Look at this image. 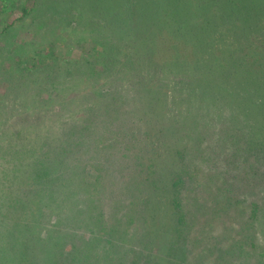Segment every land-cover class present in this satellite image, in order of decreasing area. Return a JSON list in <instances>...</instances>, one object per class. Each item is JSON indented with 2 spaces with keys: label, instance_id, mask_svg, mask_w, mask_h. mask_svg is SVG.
<instances>
[{
  "label": "rangeland",
  "instance_id": "374dc122",
  "mask_svg": "<svg viewBox=\"0 0 264 264\" xmlns=\"http://www.w3.org/2000/svg\"><path fill=\"white\" fill-rule=\"evenodd\" d=\"M87 1L89 0H77V2L53 0L50 3L48 0H39L38 3L42 2L38 6L39 12L34 11L31 13L32 16L29 15L22 22H17L15 28L11 29L8 35L0 37V47L10 50L12 47L18 46L17 41L27 43V51L31 49L28 46L32 44L43 49H52L49 46L50 42L55 44L52 55L45 59L47 61L45 67L37 69L30 77L25 76L26 72L20 70L17 62L6 59L8 53L5 56L2 52L0 53V72L6 70L4 76L12 79V82L18 77L20 85H17V88H21L22 93L28 96L26 99L16 98L17 101H14L10 92L8 95L5 92L9 82L7 80L0 82V88L3 90L0 92V108L2 109L0 111V264H16L17 261H20L17 257L20 254L18 252L19 242L13 241L16 238L18 240L26 238L24 239L25 243H30L33 247L37 245L52 253L60 251V255H57L60 264H91V262H93L92 264H147L148 252L156 258L155 261L167 264L174 257V251L169 250L170 241L175 238V227L171 219L175 213L170 203L174 189L171 188L170 178L172 175L186 178L184 186L188 188L179 189L181 191L179 196L186 198L180 200V203L182 201L185 209L186 204L188 205L187 211L191 217L186 235L193 239L194 255L191 258L194 257L195 264H264V173L260 171L262 164H258L254 156L255 149H252V146L256 144L261 149L264 133L256 129L254 125L247 127L237 119L236 121L223 120L221 116L223 109L227 110L223 113L238 110L237 100L243 96V104L247 103L250 106L247 110L253 115L255 121L259 122V109L264 110V86L260 83L259 87L254 86L248 92L245 91L244 86L240 88L233 86L232 91H226V87L229 88L230 85H233L231 84L232 75L227 73L224 81L222 79L219 81V69L211 66L227 63L225 58L220 57V54L229 49L233 50L234 46L228 41L219 46L217 40L218 44L213 43L205 46L208 55L201 56L196 51L194 54L192 45L184 40L185 34L181 35L179 31L175 32L176 30L164 27L165 24L168 26L167 24L170 22L168 18L167 21L160 22L159 26L157 25L154 29H159V34L151 33L153 30L150 29L148 33L146 30L145 34H141V38L136 37V40H140V42L145 40L144 43H147V47H149L147 55L151 56L150 60L162 64L164 67V71L158 72L154 77L146 76L144 78L147 80L146 87L153 89L155 94L157 93L156 96L162 98L159 105L156 104L159 108L156 106L154 111H147L145 114L143 111L147 109V106L141 107L135 104L136 99L131 97L136 93L134 89L141 88L143 82H139L137 76L134 75L135 72L132 74L131 71L129 73H125V71L111 73L109 71L108 77L103 73L101 77L90 79L89 81H93L90 84L89 81L85 82L84 80L79 84L82 89L81 95L74 103L73 101L69 102L59 92L63 87L70 85L67 81L69 76L64 78L65 73L54 72V66H59L56 68L65 72L67 67H64V61L75 60L86 52L84 47L74 43L77 42V39L83 45L93 44L92 38L89 36L90 33L87 32L88 26L95 25L91 18L94 16L91 8L94 11L95 6H104L106 0H93L94 5L91 8L85 6V12H78L80 11L78 8L83 7ZM205 1L186 0L184 5L186 9L192 6L199 12L208 8V12L205 14L207 16H210L209 11L213 8L220 15L219 6H216L221 4L220 1L211 3V5H209L210 2ZM26 3L31 6L33 0ZM152 4L153 1L149 7H152L151 9L158 8L162 14H164L162 10L168 12L171 7L161 6L159 8L156 4ZM202 4H206V6ZM94 13L98 17L96 10ZM19 14V11L14 10L1 13L0 17L6 22ZM166 15L168 16V13ZM147 19L151 23V17H147ZM233 20L236 26L242 22L241 19H235V17ZM87 22H91V24ZM178 22L186 24L185 28L178 29L181 31L188 30V26L193 27L202 23L200 18ZM242 27H244L243 29L249 28V30L256 28L257 31L260 30L261 36H264V22L260 15L258 23L257 21L255 23L245 21ZM118 33L119 31H112V33L103 36L110 42L121 43L122 47L118 49L120 52L116 54L121 61H124L129 56L124 48L130 39L127 34L119 42ZM11 34L14 35L15 40L9 38ZM224 34V30H221V37L225 39L226 35ZM190 42L196 44V37L192 36ZM259 43L261 44V42ZM237 44L235 43L236 47ZM212 46L214 47L213 51L211 50ZM219 48L221 49L219 50ZM97 49L101 50L98 46L95 53H97ZM16 53L22 57L18 56V60L24 59L23 53L20 51ZM195 58H198L197 61L200 65L195 64ZM77 64L81 69L82 67L87 70L91 68L86 67L82 62ZM47 67H50L51 70ZM168 68L174 71L179 69L185 80L176 88L172 97L165 99L161 93L164 91L171 93L170 84L165 80V76L169 72ZM71 69L76 70L75 67ZM47 71L48 76H51V79L56 83L55 89H58L56 93L53 92L55 95L48 99V105L52 108L51 112L54 113L41 116L36 111L31 114L30 121L35 122L32 119L38 114L35 123L41 121L39 124H44L38 128V133L36 131L29 133L31 130L27 129H23L18 135L10 133L13 129L12 124L8 123L9 120L4 121V119L18 112L17 109L10 108L7 104L16 102L15 106L20 105L18 111L37 109L34 105L39 99L31 97L30 93L39 92L44 83L51 82L45 78ZM226 71L228 70L226 69ZM88 73L90 74L91 71ZM86 77L87 75H82L81 81ZM63 79L66 80L65 83H62ZM109 79L113 83H110ZM175 80L180 81L179 73ZM106 81L108 86L121 98L120 101L111 103L101 100L102 97L99 95H95V98L91 99L90 90H99L101 82ZM86 86L87 88H85ZM108 86L102 87L101 91H107ZM76 89V94L79 95L80 90ZM195 90L199 91L195 92ZM42 94L46 97V91ZM83 96L85 99L82 98ZM65 101L68 102V105L64 103ZM86 104H93L92 108L95 110L93 113L98 111L100 120L101 116L105 119L108 118L101 115V112L105 110L110 115L118 114V119H114L113 123L105 124L109 125L107 128L109 130L104 131L101 126H97L84 132L82 145L87 148V152L80 153L82 155L80 161L68 159L69 156L63 158V160L65 159L64 164L73 162L70 167L74 166V172L69 173V183L81 181L82 184H86V187L96 198V205L93 206L89 202H87L88 207L86 204L84 205L87 192L78 188L77 195L72 196V199L77 200V204L68 205L66 198L60 204L56 203L66 213L63 217L55 219L51 215L53 214L51 206L55 208L56 205L54 198H51L53 195H49L51 194L48 190L49 181L38 180L36 182L28 175L34 177L36 170L44 168L47 163L46 160H43V163L39 162L45 157V153L38 146L45 141H54L60 137L58 125L64 119L56 114L57 109L55 110L53 106L60 108L67 105L68 108L67 111H64V116H68L69 112H74L76 117L78 116L77 111L84 108ZM109 104L110 107L115 105V110L107 108ZM190 104H192L191 110L187 109ZM212 107H216V109L210 110ZM93 113L88 112L87 114L86 112L84 115L90 117ZM78 117L82 118L81 115ZM233 126L236 129L233 128L228 132L227 130ZM240 127H244L245 130L251 128L249 135L242 132L245 131L244 129L239 130ZM5 128L9 131H5ZM213 134L217 144L220 135L226 137L229 144L224 148H215L217 144L211 142ZM250 136L255 137V141L251 142ZM80 137L82 138V136ZM190 137H194L195 141L190 140ZM147 139L156 141V143L160 142V147L156 150V145L153 149L151 146H147ZM9 147H12L13 150L11 151ZM37 148L39 150L36 152ZM191 149L194 152H191ZM213 149L215 150V159L210 154ZM13 151L20 153H13ZM123 155L125 156L123 157ZM227 156H229V165L223 162ZM209 157L215 161L213 165H208L205 162V159L207 160ZM23 159L24 161H22ZM128 159L130 163L122 166L121 162L129 161ZM239 159L246 162L247 170L251 175L244 172L243 167L238 163ZM22 162L24 165H20ZM135 162L147 164L150 162L153 167L148 168V165H145V168L139 169L144 164ZM29 163L32 166L28 165ZM94 166L98 168L96 169ZM68 167L67 169H69ZM147 170H151L153 173L162 170L165 173L161 176L162 183H157L156 187L147 188V183L142 181ZM214 171L216 173H213ZM79 175L80 178H78ZM230 180L235 181L234 184L229 185ZM197 182L203 189L206 187V193L204 191L195 193L194 186ZM236 183L241 184V189L234 188L235 191H230ZM217 185L218 187L223 185L226 190H229L227 194L232 195V202L227 201L229 204L227 207L224 205V209L221 207L226 194L220 195L219 189L215 187ZM176 196L175 194L174 197ZM252 202L258 204L254 216L251 213ZM44 203L49 204L43 205ZM44 206L46 211L40 215L41 207L44 208ZM87 208H90L91 211L89 209L88 211ZM221 233L226 234V238L223 239V235L218 238L221 240L222 249L230 250L231 257L229 259H223L215 250L214 254L209 252V244L213 236ZM10 240L13 242L6 245L8 250H1L2 243H8ZM92 256H96L95 261L90 259Z\"/></svg>",
  "mask_w": 264,
  "mask_h": 264
},
{
  "label": "trees",
  "instance_id": "16d2710c",
  "mask_svg": "<svg viewBox=\"0 0 264 264\" xmlns=\"http://www.w3.org/2000/svg\"><path fill=\"white\" fill-rule=\"evenodd\" d=\"M29 1L30 0H0V15L1 13L12 12L14 10H17L20 13L18 16H16L12 20L6 21V22L3 18L0 17V37L8 35L10 33L9 31L15 28L17 22L19 21L22 22L24 18H26L29 15L32 16L31 13H33L34 11H36V13L39 12L38 6L42 2L38 3L39 0H33L32 5L28 6L26 2H29ZM52 1L53 0H48V2L50 3H52ZM74 1L77 2V0H73V2ZM152 1H153V4H156L159 8L161 6H164V8H168L169 6H171L169 8L170 10L168 12L162 10L165 14L164 15L161 13V11H158V8L151 9L152 7H149V5H151ZM218 1H220L221 3L219 5H216L217 7L219 6L218 9H220L221 11L220 15H218V12L213 10V8L211 9L209 8L211 12L209 11L210 16H207L205 14L208 12V8L204 9L201 12L196 11L192 6L186 9L184 5L186 0H111V1L106 0L105 1L106 4L104 6L94 7L98 17H96L94 13L95 10L93 11V9L91 8L94 5V1L89 0L85 2L83 7L78 8V10H80L78 12L83 13L85 12L84 10H86V7H88V8H91V11L94 14V16L93 17L91 16V18L94 20L95 25L91 24V22H87L91 24L90 27L88 26L87 32L90 33L89 36H91L90 38H92L91 41L93 44L83 45V43L82 44L79 43L77 39V42H74V43L81 45V47H84L87 53L84 52L83 55L81 54L78 58H75V60L64 61L63 65L65 68L67 67L65 72L63 71L61 72L60 70L56 68L59 66H56V65L54 66V72H58L60 74L65 73L63 75L64 78L69 76L67 81L70 85L63 87L59 91L60 95L62 97H66L69 102L73 101L74 103L78 99V97L81 95L82 89L80 88L79 84L81 82L83 83L84 80L85 82H88L90 79H93L97 76L101 77L103 73L107 76L109 71L111 73L113 72L121 73L122 71H125V73L127 72L129 73L131 71L132 74L135 72L134 75L137 76V80L139 82H143L141 83L142 84L141 88L134 89L136 93L131 98L136 99L137 103L134 101L135 104L141 107L143 105L144 107L147 106V109L143 111L145 114H147V111H151V112L154 111L155 107L159 105V103L162 101V98H160V96H156L157 93L155 94V91L153 89L146 87L147 80H145L144 78L146 76L154 77V75L158 74V72L164 71V67L162 66V64H158L150 60L151 56L147 55V49L149 48L147 47V43H144L145 40L144 42L142 40L141 42L140 40H136V37L141 38V34H145L146 30L148 33L150 29L153 30L151 33L154 32V34H159L158 32L159 29L158 30H154V29L157 27V25L159 26L160 22L167 21L168 18L170 19V22L168 21L169 22V24H167L168 26H166L165 24L164 27H168L173 31L176 30L175 32L179 31L181 35L185 34L184 40L185 42L190 43L192 45L193 53L196 51L201 56L203 54L208 55V52L205 46L211 45L213 43L218 44V42H219V46L220 45L222 46L224 42L226 43L227 41L228 43L234 46L233 50L227 49L228 51L220 54V57L225 58L227 63H224V64L219 63L218 65L215 64L214 66H211L215 69H219V72H218L219 81L221 79L222 81H224L227 73H230L232 75L231 84L233 85H230L229 88L227 87L226 89L224 88L226 91H232L234 87L240 88L244 86L245 91L248 92L249 90L251 91V88H253L254 86L259 87L260 83L262 86H264V36H261L262 34L260 30L257 31L256 28H254V30H251V29L249 30V28L243 29L244 27H242L245 21L247 23H250L251 21L255 23L257 21L258 23L259 15L262 17V22H264V0H217V1L206 0L205 2H210L209 5H211V3L218 2ZM35 5L37 8L35 7ZM202 5L206 6V4H202ZM48 7H50L49 4H48ZM167 13H168V16L166 15ZM177 14L178 16H176ZM147 17L149 18L151 17V23H150V20L147 19ZM234 17L235 19L242 20L239 26H236V23L233 20ZM191 18H197V19L200 18L202 23L200 25H194L193 27L188 26V30H185V31L178 30V29H183L186 27V24H182L183 22H178V21H187ZM221 28H224V29H221ZM221 30H224V33H225L224 35H226L225 39L221 37ZM112 31H119L118 33L119 42L120 40L124 38V36H127V34L129 36L130 40L126 43L125 48H124V51L128 53L129 56L126 57L127 59L124 61H121L119 56H117L116 54L117 52H120L118 51V49L122 47L121 43L118 44V43L110 42L109 40H106L105 37L103 36V35H108L109 33H112ZM192 36L196 37V42H195L196 44L190 42L192 40ZM9 38L15 40V37L13 34H11ZM17 42L18 43L16 44H18V46L12 47L11 50L5 47H0V53L2 52L4 56L5 54L8 53V56L6 59L17 62L19 64L20 70L22 72L25 71L26 72L25 76H29V77L32 74H34V72H36L37 69H41L45 67L46 62H47L45 59L52 55L51 53H52L53 47L55 46L53 42H50V43L48 42L49 46L52 49H48V48L43 49L40 47H35L34 44H32L28 46V48H31V49L27 51V43L23 41H17ZM201 42L205 43L206 45H203ZM259 42H261V44ZM235 43H238L237 47L235 46ZM98 46L101 48V50L97 49V53H95L96 48ZM175 49H178V48H175ZM213 49L214 47L212 46L211 50L213 51ZM220 49L221 48H219V50ZM17 51H20L21 53L24 54L22 55L24 56L23 60H18L19 59L18 56H20V58L22 57L21 55H18V53H16ZM177 53L175 54V56L177 55ZM124 56L126 55L124 54ZM197 60L198 58H195V61H194L195 64L200 65V63ZM78 62H82L84 65H86V67H91V68L87 70L86 68L83 69L82 67L81 69L79 68V65L77 64ZM73 67H75L76 70L75 69L72 70L71 68ZM47 69H50V67H47ZM226 69L228 71H226ZM167 70L169 72H168V75L165 76V80L168 81V83L170 84L171 93L169 94L167 91H164L163 93H161L162 97H164L165 99L172 97L173 93H175L176 88L180 84H182L185 80L184 76L182 75L179 69L174 71L171 68H168ZM89 71H91L90 74L88 73ZM5 73H6V70L0 72V82L3 80H7L9 82V84H7L6 86L7 87L5 91L6 95H8V92H10L13 99H15L14 101H17V99L19 98L26 99L28 96L22 93L21 88L19 87L17 88V85H20V83L18 82L20 79L17 77L12 82V79H8V76H4ZM177 73H179L180 75V81L175 80ZM84 74L87 75V77L86 79H82L81 81V76ZM45 75L47 76L45 78L46 79L48 78V81H51V82L44 83L43 85L44 89L41 87V90H39V92L35 91L34 93H30L31 97L34 96V97H38L36 98L37 100L39 99L37 101V104L34 105L37 107V109L29 110V111H26V110L18 111V108L20 105L15 106L16 102H14L15 105L12 103L7 104L10 108L13 107L15 108V110L17 109L16 111L18 112L17 114L10 116L8 118L5 117L4 119V121L9 120L8 123L12 124L11 127H13V129L12 131H10V133H15L18 135L19 132L22 131L23 129L31 130V132L29 133H33L34 131L38 133L39 131L38 128L44 125V124H39L41 121H39V123H35L37 121L36 117L38 116V114L41 116H45L49 113L50 114L54 113V112H51L52 108L49 107L48 105V99L53 97L56 91H58V89H55L56 83L51 79V76H48V71L45 72ZM26 79H28V77H26ZM65 81L66 80L63 79L62 83H65ZM91 82L93 81H89V84ZM109 82L113 83L110 79H109ZM108 85L109 84L107 83V81L101 82L99 86V90L95 91L91 89L90 92L92 95H90L89 93L87 94L91 96V99L95 98V95H99L102 97L101 100H107L108 102H111V103H116L117 100L120 101L121 98L118 97L116 92L113 89H111ZM104 86H108L109 89L107 91H101L102 87ZM76 88H79L80 90L79 95L76 94L77 93ZM85 88H87V86ZM1 90L2 89L0 88V92ZM45 91H46V97L43 96L42 94ZM196 91H199V90H195V92ZM40 94H41V97H39ZM82 98L85 99V96H83ZM242 98L243 96H241L237 100L238 106H239L238 110H233L228 113H223V112H227V110L223 109V112L221 114V116L223 117V120L227 119L229 121H236L237 119L239 122H242V125H245L247 127L254 125L256 129L264 133V110L259 109L260 113L257 111L259 115V118H258L259 122H256L255 119L253 118V115H251L249 110H247V108L250 106L247 103L246 105H244L242 102L243 100ZM22 103L20 104L22 105ZM64 103L68 105L67 101H65ZM93 104L92 105L86 104L84 105V108H81L80 110L77 111L78 116L81 115L82 118L78 116L75 117L74 112H69L68 116H64V111H67V108H68L67 105H63L60 108L58 106H53L55 110L57 109L56 114L58 116H62V119H64L63 121L60 122L61 124L58 125L59 130H60L59 131L60 137L59 138L57 137V139H55L54 141L52 140L45 141L38 146L39 148L43 149V152L45 153V157L42 158V160H40L39 162L43 163L44 162L43 160H46L47 163L44 166V168H40L36 170L34 177L32 175L31 176L28 175V177H31L33 181L36 180V182L38 180L39 181L41 180V182L49 181L48 190L51 193L49 195H53V197L51 198H54L53 200L55 201V205H56L55 208L51 206V208L53 209V214L51 215H53L55 219L63 217L66 213L65 210L60 209L61 206H58L56 203L60 204L61 201L66 198V202H68V205L70 204V206H72L73 204H77V200L72 199V196L77 195L76 191L78 188L84 192H87L86 197L84 199V205L85 204L87 205V202H89L90 204H93V206L96 205L95 204L96 198L94 197L90 189L86 187L87 186L86 184H82L81 181L76 182V183L73 181L72 184L69 183V180H68L70 178L69 173L74 172V166L70 167V165L73 162H70V164L68 163L67 165L66 163L65 164L63 163L65 162V159L63 160L65 156H69L67 157L68 159L71 158L73 160L80 161V158L82 157L80 153L85 154L83 152L84 151L87 152V148H85L82 145L83 143L82 139H83V135L85 131L92 130L97 126H101L104 131H107L109 130L107 129L109 128V125L106 126L105 124L106 123L111 124L113 123L114 119H118L117 118L118 114L110 115L108 111L105 110L101 112V115H105L108 118L105 119L103 116H101V120H100L98 111L93 113L95 111L92 108ZM191 106L192 104H190L187 109L191 110ZM107 108L115 110V105L113 107H110V104H109ZM263 108H264V105H263ZM3 109L6 112V108L4 107ZM211 109H216V107H212L210 108V110ZM1 110L2 109L0 108V111ZM36 111L38 112V114H36V116L32 119L35 122H32L30 121L31 114H33ZM237 111H238V115H237ZM86 112L87 114L88 112H91L93 113V115L88 117V115H84L86 114ZM226 125H230V124H226ZM233 128L236 129L233 126L227 131L229 132ZM242 129L245 130L244 127H240L239 130H242ZM250 129L251 128H249L248 130L242 131V132H245L248 134L250 132L249 131ZM4 130L9 131L7 128H5ZM80 136H82V138ZM190 138H191L190 140L195 141L194 137H190ZM249 138H251V142L255 141V137L250 136ZM217 141H218V144L215 142L214 134H213L211 142L213 144H217L215 148L217 149H220L222 147L224 148L227 146V144H229L226 140V137L222 135H220V138H218ZM155 145L157 146L156 148L157 150L160 147V142L156 143V141L154 142L153 140L150 141V139H147V146H151L153 149ZM9 148L11 151L13 150L12 147H9ZM39 148H37L36 152L39 150ZM252 149H255L254 156L256 158V161H258L257 163L262 164V169L260 171L264 173V142L261 145V149L258 147V144H256L255 146H252ZM190 151L194 152L192 149ZM15 152L17 154L20 153L18 151H13V153ZM214 152L215 150L213 149L212 153L210 154L215 159ZM78 154H80L81 156ZM124 156L125 155H123V157ZM22 161H24V159ZM205 162H207L208 165H213L215 163V161L211 157H209L207 160L205 159ZM223 162L229 165V156H227L225 158V161ZM128 163H130V160L129 161L124 160V162H121V165L124 166V164L127 165ZM135 163L144 164V166L141 165L139 169H142L143 167L145 168V165L146 166L148 165V168L153 167V164H151L150 162L148 164L138 163V162H135ZM238 163L243 167L244 172L246 174L251 175V173L247 170V165L244 160L239 159ZM20 165H24L23 162L20 163ZM28 165H31V163H29ZM67 166H69L68 167L69 169H67ZM94 167L96 169L98 168L97 166H94ZM107 167L110 168V166H107ZM127 168L129 167L127 166ZM112 169L113 171H115L114 168ZM19 170H21V168H19ZM213 173H216V172L214 171ZM164 174L165 173L162 172V170H157L155 173H153V171L151 170H147V174L145 177L142 178L143 179L142 181L144 183H147V188L149 187L153 188L157 186V183L158 184L162 183L161 176ZM258 174H259V171H258ZM153 176L155 177L153 178ZM80 177L81 176L79 175L78 178ZM89 177H91L90 174H89ZM170 179H171V188L172 189L174 188L172 190L173 197L170 203L172 204V208H173L172 210L175 213L174 217L171 218L174 224V227H175L174 228L175 238L172 239L169 244L170 245L169 250L174 251L173 252L174 257L173 259L168 261L167 264H195L193 260L194 257L191 258V256L194 255V250H192V245L194 244L192 243L193 239H191L189 235H186L187 229H188L187 227L189 225V218L191 217H190V213L187 211L188 205L186 204V209H185L182 204V201L180 203V200L182 199L184 200L186 198L179 196L181 193L179 189L185 190L186 188H188L187 186H184L186 178H182V176L180 175H172ZM234 182L235 181L230 180L228 184L232 185L234 184ZM215 187L216 189H219L218 192L220 193V195L226 194L225 196L226 198H224V203L222 204V207H221L222 209H224L225 206L227 207V205L232 202V195H230V193L227 194L229 190H226V188H224L223 185H219V187L217 185ZM241 187H242L241 184L236 183L235 187H232L231 188L232 190L230 191H235V189L239 190L241 189ZM194 190H195V193H202L203 191L205 193L207 192L206 187L203 189L199 182L195 184ZM175 194L177 195L176 197H174ZM48 204L49 203H44L43 205H48ZM250 206L252 208L251 213L254 216L258 204L256 202H252ZM42 208L43 207H41L40 215H42V213L46 211L45 206L43 210ZM88 209L91 211L90 208H87V210ZM58 213H61V214L59 215ZM188 213H189V217H188ZM219 236L222 237L223 239L226 238L225 233L218 234L217 236L214 235L213 239L210 241V244H209L210 245L209 252L214 254L215 253L214 250H215L219 252V256L222 257L223 259L224 258L229 259L231 257V254L229 253L230 250L226 248L222 249V246H221L222 243H220L221 240L218 238ZM24 239L18 240L16 238L13 240L14 242H19V245H20V248L18 249V252H20V254L19 256H17L20 261H17L16 264H60L58 260V256H57V255H60V251H58L57 253L56 252L52 253L51 251H47L46 249H41L37 245L33 247L30 245V243H25ZM13 241L10 240L8 241V243H2L3 245L1 247V250H6V249L8 250V246L6 245H8L9 243H12ZM90 259L95 261L96 256H92ZM155 259L156 258L153 257L150 252L147 253V264H151V263L160 264L159 262L155 261ZM92 263L93 262H91V264ZM4 264H9V263H4ZM10 264H14V263H10Z\"/></svg>",
  "mask_w": 264,
  "mask_h": 264
}]
</instances>
